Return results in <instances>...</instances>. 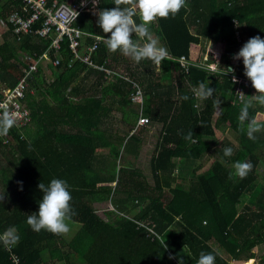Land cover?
I'll return each instance as SVG.
<instances>
[{"label":"trees","instance_id":"16d2710c","mask_svg":"<svg viewBox=\"0 0 264 264\" xmlns=\"http://www.w3.org/2000/svg\"><path fill=\"white\" fill-rule=\"evenodd\" d=\"M47 1L51 5L54 0ZM18 5V0H0V17ZM187 5L174 18L151 25L169 53L158 73L151 60L136 63L109 51L103 40L88 62L74 61L69 67L72 56L64 39L61 65H48L50 72L38 66L27 77L28 88L19 102L30 121L0 137V195H6L0 203V233L15 226L20 236L10 251L0 243V264H14V257L19 264H197L201 252L213 251L218 253L216 264L242 257L264 263V190L247 199L258 184L264 139H249L247 122L241 129L242 103H237L231 73L220 74L232 65L233 74L243 76V60L234 62L231 56L249 38L264 39V0H187ZM113 7L114 0H99L97 12ZM96 13H83L75 23L87 34L82 50L94 37L109 35L98 26ZM50 45V39L32 33L20 34L19 40L11 33L3 35L0 100L2 91L14 88L24 76L27 66L19 52L36 58L48 52L53 59ZM106 69L114 73L112 82H107ZM208 81L214 96L201 100L192 90ZM136 90L142 92L140 104L129 98ZM252 93L255 89L246 87L245 98ZM184 95L189 99L183 100ZM113 110L120 114V124L142 115L161 125L149 161L151 180L125 162L127 155L136 160L140 139H126L125 130L111 131L107 119ZM257 111L250 108L249 115L255 118ZM226 130L237 147L224 144L202 168L210 158L209 140L219 133L224 137ZM189 131L194 143L184 138ZM224 147L233 148L231 157L223 156ZM238 160L253 164L245 179L234 175L232 164ZM53 178L70 186L75 211L71 222L77 230L69 240L46 230L37 233L26 222L39 211L43 193L38 184L47 185ZM98 202L113 209L105 212L106 219L95 213L93 204Z\"/></svg>","mask_w":264,"mask_h":264},{"label":"clouds","instance_id":"9594fccd","mask_svg":"<svg viewBox=\"0 0 264 264\" xmlns=\"http://www.w3.org/2000/svg\"><path fill=\"white\" fill-rule=\"evenodd\" d=\"M91 2L95 7L99 0H91ZM84 3L86 0H82V6ZM114 5L113 8H104L96 13L98 26L103 33L109 34L107 38L100 37L108 50L119 51L136 63H140L142 60H151L153 63L161 65V62L168 58L169 53L167 48L161 45L160 38L152 33L151 25L158 19H167L169 16L174 18L181 9L188 7L187 0H114ZM134 35L136 39H133ZM233 59L243 60L244 75L251 81L256 92L254 95H247V99L243 92H237L242 101L238 117L239 125L243 129L247 122V136L249 139L255 140V133L264 129V125L257 118L249 115V109L256 104L264 106V39L259 35L249 38ZM234 71V68L227 67L223 68L220 74L227 75ZM235 82L236 78L233 75V83ZM192 91L201 100L212 98L215 93V89L209 87V81L207 83L200 82L198 88H194ZM182 99L188 100L189 97L184 95ZM214 106L219 108L220 101L215 100ZM16 123V116L10 111L7 103L0 104V137L6 136L16 126ZM193 136V132L189 131L184 138L194 143ZM222 151L224 157L233 155L231 147H224ZM232 168L236 177L245 179L252 171L253 164L250 161L238 160L232 164ZM232 175L230 174L229 178ZM18 183L22 184V182ZM38 188L43 193L42 200L39 202V211L27 216V224L37 233L46 230L54 235H67L71 230L70 222L75 215L71 205L72 195L69 184L64 179L53 178L47 185L40 182ZM5 197L6 195H0V203L4 201ZM19 241L20 236L15 226L0 233V243L9 251ZM217 255L218 253L215 251L201 252L197 264H216Z\"/></svg>","mask_w":264,"mask_h":264},{"label":"built area","instance_id":"2783aa9c","mask_svg":"<svg viewBox=\"0 0 264 264\" xmlns=\"http://www.w3.org/2000/svg\"><path fill=\"white\" fill-rule=\"evenodd\" d=\"M18 1L19 5L16 10L5 18L0 17V38L3 37L5 33H11L17 36L19 40L20 34L32 33L38 37L50 39V50L54 51L55 54L53 59L48 52L37 58L30 55L26 56L23 61L26 62L27 67L23 68V78L14 88H7L2 91L3 98L0 100V104L7 103L10 111L16 116V124L23 126L30 121L29 111L19 102V99L23 97L24 92L28 88L27 77L36 73L38 71V66L43 67L45 69L44 72H50V69L47 68L48 65L53 67L61 65L62 57L59 52L61 50V43L64 39L68 41V47L72 56L69 61V67L74 61L88 62L89 56L97 49V44L102 40L100 37H94L95 42L92 45L88 46L86 50L81 49V40L87 34L75 26V23L79 15L83 13H96V10L92 11V9H90L92 8L91 6H93L91 0H86L87 4L84 3L85 6H82V0L61 3L54 0L51 5H48L47 0ZM95 7H98V4ZM37 23H40L39 26L33 29L32 27L36 26ZM236 61L238 62L240 60ZM179 62L181 65L185 63L183 58L179 59ZM209 69L211 72H215L213 68ZM233 75L236 78V82L234 83L236 100L242 103L237 92H243L246 95V87H252V84L244 75V72L242 77H238L233 73H231V75L229 74L232 82ZM129 98L133 103L140 104L142 101V92L136 90L133 94H130ZM149 122L150 120L147 117L140 115L136 121L134 132L138 128L144 127ZM13 263L19 264L18 259L14 257Z\"/></svg>","mask_w":264,"mask_h":264},{"label":"rangeland","instance_id":"374dc122","mask_svg":"<svg viewBox=\"0 0 264 264\" xmlns=\"http://www.w3.org/2000/svg\"><path fill=\"white\" fill-rule=\"evenodd\" d=\"M86 4H87V2H86ZM91 7L92 8H90V9H92V11L96 10L95 12H97V7H93V6H91ZM2 38L3 37L0 38V43L2 42ZM205 47H207V44L205 45ZM208 47H211L210 44H208ZM26 56H28V54H24L22 52H19V58L22 61L25 60ZM231 60H233L234 62H237L234 59H231ZM155 66H156V70L155 71L158 73L160 65L155 64ZM96 68H98L99 70H102L101 67L96 66ZM214 70L216 71L215 68H214ZM105 73H106V76H107V82H112V80H113L112 79V75L114 73L110 72L107 69L105 70ZM92 81H94V79ZM251 95H254V93H252ZM106 99H107V96H106ZM237 103H241V102L237 101ZM130 106H133L136 109L135 105H130ZM253 108H255V109L257 108L258 109L257 116L255 118H257L260 121H262V123H263L262 125H264V106L256 104L251 109H253ZM114 116L116 118H119L117 116V114H114ZM129 123L133 125L132 119H130L127 124H129ZM152 124L153 125H151V123L149 122L147 125L144 126V127H147V128H146L145 133L144 134L142 133L140 135V142H139V148H138L139 151H138V156L136 157V160H133V157L132 158L127 157L126 160H125V162H127L128 164L132 163L130 165H134V167L137 168L138 170L140 169L144 174L147 175V177L149 179H150V176H149V174H150L149 173V171H150V169H149V165H150L149 161H150V159H151V157H152V155L154 153V150H155V147H156V139H157V136H158V134L160 132V129H161V125L160 124H158V123L157 124L152 123ZM135 125H136V123H135ZM110 129L112 131L114 129H116L118 131L120 130L121 133H122L126 129V126H124V125H116L115 127L111 126ZM138 129L140 130L141 128H138ZM224 133L226 134V135H224V137L220 136V133H219L217 136L213 137V139L209 140V144L211 146V150H210V153L208 154V156L210 158H205V160L201 164L202 168H206L212 163L213 152L215 150H218L220 147L224 146V144L230 142V144L233 143L234 147H237V144L234 145L236 142H235L234 135L232 134V132L230 130H226ZM255 137H259V139H261V137H263V139H264V129H262L260 132L255 133ZM198 164L200 165V163H198ZM257 174L259 176L258 184H257L256 187L253 188V192L249 195V197H247V199L248 198L249 199H254L255 196L261 190H264V162L263 161H261L260 166H258ZM186 180H188V178ZM93 208L95 209V213L97 215H99V217H101L102 219H106V217L104 215L106 211H113L112 207L108 203H100V202L94 203L93 204ZM70 228H71V230H70V232L67 235H62V237H65L67 240H69L73 236L75 231L77 230V224L70 222ZM259 255H260V251H259ZM244 259L245 258L242 257L241 261L244 260ZM239 261H237V262L231 261L230 264H239ZM76 264H83V263L80 262V261H77ZM242 264H253V261L252 260H248V261H246V263L244 262Z\"/></svg>","mask_w":264,"mask_h":264},{"label":"crops","instance_id":"0c3cea01","mask_svg":"<svg viewBox=\"0 0 264 264\" xmlns=\"http://www.w3.org/2000/svg\"><path fill=\"white\" fill-rule=\"evenodd\" d=\"M160 43H161V45H162V42L160 41ZM163 46V45H162ZM51 77V76H50ZM130 109H135L134 107H130ZM117 114L114 110L110 113V115H109V117H108V119H107V121H108V124H109V126L111 127V126H113V127H115L116 125H124V126H126V129H125V134H126V139H128V137H130V136H132V135H135V136H138V139H140V135L143 133H145V131H146V128L147 127H143V128H141L140 130L138 129V130H136L135 132H134V126H135V123H136V120L134 119V121H132L133 122V125L132 124H120V114H117V116L119 117V118H116L115 116H114V114ZM117 122H119L118 124H117ZM128 125H130V126H128ZM151 125H153V124H151ZM155 125V124H154ZM116 129H114L113 131H115ZM112 131V130H111ZM159 134H160V132H159ZM159 134H158V136H157V139H156V144H157V142H158V139H159ZM128 157H130V155H127ZM260 255H261V253H260ZM249 260H252L253 261V264H264V263H261L260 262V260H259V258L257 257V258H255V259H249ZM239 261V260H238ZM248 261V260H247ZM234 262H237V261H234ZM244 262H246V261H244V260H242L241 261V259H240V261H239V264H242V263H244Z\"/></svg>","mask_w":264,"mask_h":264},{"label":"water","instance_id":"95a60500","mask_svg":"<svg viewBox=\"0 0 264 264\" xmlns=\"http://www.w3.org/2000/svg\"><path fill=\"white\" fill-rule=\"evenodd\" d=\"M233 57H234V55L231 56V59H233ZM227 67H232V68H233L232 65H226V68H227Z\"/></svg>","mask_w":264,"mask_h":264},{"label":"bare ground","instance_id":"6f19581e","mask_svg":"<svg viewBox=\"0 0 264 264\" xmlns=\"http://www.w3.org/2000/svg\"><path fill=\"white\" fill-rule=\"evenodd\" d=\"M246 263V262H245Z\"/></svg>","mask_w":264,"mask_h":264}]
</instances>
